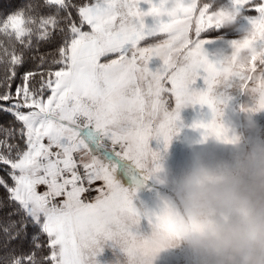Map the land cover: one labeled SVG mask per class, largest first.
<instances>
[{"label": "snow or ice", "instance_id": "6c2138e0", "mask_svg": "<svg viewBox=\"0 0 264 264\" xmlns=\"http://www.w3.org/2000/svg\"><path fill=\"white\" fill-rule=\"evenodd\" d=\"M233 2L257 13L249 23L259 55L223 83L215 76L222 61L209 60L201 38L219 29L210 3L167 0L175 7L160 23L161 0H26L0 19V113L12 118L0 124L7 176H0V209H8L0 264H98L109 243L127 264H151L158 249L141 234L142 220L168 231L173 222L166 211L142 212L134 203L136 174L147 181L162 171L150 141L169 146L181 111L196 105L213 116L194 125L205 140L227 139L218 89L234 82L256 99L250 110L264 111V0ZM57 35L59 45L41 52ZM199 80L206 90L193 87ZM122 174L134 189L123 186ZM29 225L39 233L26 250Z\"/></svg>", "mask_w": 264, "mask_h": 264}, {"label": "clouds", "instance_id": "9594fccd", "mask_svg": "<svg viewBox=\"0 0 264 264\" xmlns=\"http://www.w3.org/2000/svg\"><path fill=\"white\" fill-rule=\"evenodd\" d=\"M185 6L199 8L200 0H186ZM159 7L157 19L167 23L175 6L161 0ZM214 16L219 28L237 32L240 20L246 19L233 0L220 6ZM257 38L252 27L244 30L216 70L219 82L240 77L259 55ZM216 140L235 149L233 160L210 163L208 152L193 153L190 166L176 182L174 196L159 211L170 213L172 230L151 228L149 238L158 249L150 257L151 264L160 253L178 248L213 264H264V143L249 144L244 134L235 133ZM159 164L162 167L161 155Z\"/></svg>", "mask_w": 264, "mask_h": 264}, {"label": "rangeland", "instance_id": "374dc122", "mask_svg": "<svg viewBox=\"0 0 264 264\" xmlns=\"http://www.w3.org/2000/svg\"><path fill=\"white\" fill-rule=\"evenodd\" d=\"M203 3L212 4L211 10L216 11L222 5H229L231 0H200L201 6ZM243 12L246 19H241L239 22L241 31L213 28L202 34L201 38L209 41L205 44V51L210 61L214 63L221 62L227 56H230L233 50V41L239 40L244 35V30L251 27L249 19L255 17L257 13L251 10H244ZM225 29L228 32L225 33L223 31ZM156 39L159 40L160 38ZM150 42L153 41L145 43ZM158 63V61L154 62V64ZM193 87L198 91L206 90L203 80L197 81V84ZM218 93L223 100V116L221 120L228 129V134H244L249 144L264 143V111H246L255 107L256 99L254 96L249 92L243 91L239 87L238 82H234L230 88L218 89ZM174 108L175 103L173 101L169 106V111L174 110ZM180 115L181 120L177 123L178 132L169 146H165L162 141L155 139L150 141L153 151L159 152L163 157L162 171L147 181L143 179L141 174H136V182L141 187L136 194L134 203L142 212L159 213L163 203L174 196L176 182L190 166L192 155L195 151L203 150L208 152L210 163L231 162L235 155V149L232 146L222 143L218 144L215 137H209L205 140L203 129L194 127L198 122L208 123L212 120V113L206 106L186 107L181 111ZM80 171L83 174L82 168ZM118 178L124 187L130 190L136 187V182L130 176L122 174ZM99 183V181L95 182L94 187L99 186ZM142 190L144 191L142 192ZM91 194L93 198L96 195L95 192H91ZM145 196L148 197L146 210L140 204V197L144 199ZM140 232L146 238L152 235V229L147 219L142 220ZM97 262L98 264H127V257L122 251L118 248H113L111 243H109L104 246V251L97 257ZM154 264H213V262L204 257L194 256L186 248H178L160 253Z\"/></svg>", "mask_w": 264, "mask_h": 264}, {"label": "trees", "instance_id": "16d2710c", "mask_svg": "<svg viewBox=\"0 0 264 264\" xmlns=\"http://www.w3.org/2000/svg\"><path fill=\"white\" fill-rule=\"evenodd\" d=\"M25 2H26V0H0V19H3L4 16L7 15L8 13L14 12L17 8H19ZM36 2L42 4L43 0H36ZM74 2H75V0H74ZM215 3H216V1H215ZM44 11H48V10L45 9ZM223 31L225 33L228 32V30H226V29ZM59 43H60V38L57 35L52 43L42 44L40 46V51L41 52H48L51 49H54L55 47H57L59 45ZM26 67L27 68L34 67V64H33L31 59L28 60ZM11 122H12V118L10 116L0 113V124L7 125ZM0 176H4L7 179L6 173L3 172L2 170H0ZM9 183H11L10 180H9ZM0 197L6 198V194L4 193L3 189H0ZM7 211H8V209H6V208L0 209V218L6 216ZM28 233H29L28 240H26L24 243V248L26 250L30 249V247H31V236L39 233V229L32 226V225H29ZM40 238H41V240H46V238L43 235H41ZM0 241H2V237H0Z\"/></svg>", "mask_w": 264, "mask_h": 264}, {"label": "crops", "instance_id": "0c3cea01", "mask_svg": "<svg viewBox=\"0 0 264 264\" xmlns=\"http://www.w3.org/2000/svg\"><path fill=\"white\" fill-rule=\"evenodd\" d=\"M100 183H99V185H101L102 184V182L101 181H99ZM135 184V183H134ZM146 188V187H145ZM145 190V189H144ZM144 190H142V192L144 191ZM148 196V195H147ZM147 196H145V198L143 199L142 197H140L141 199H140V204H142L143 206H144V210H146L147 209V205H148V197Z\"/></svg>", "mask_w": 264, "mask_h": 264}, {"label": "built area", "instance_id": "2783aa9c", "mask_svg": "<svg viewBox=\"0 0 264 264\" xmlns=\"http://www.w3.org/2000/svg\"><path fill=\"white\" fill-rule=\"evenodd\" d=\"M93 187H94V185H93ZM84 198H85V199H89V198L91 199V198H93V196H92L91 192H89V193H86V194H85V197H84ZM90 199H89V200H90Z\"/></svg>", "mask_w": 264, "mask_h": 264}]
</instances>
